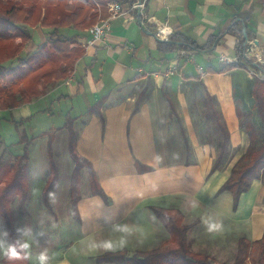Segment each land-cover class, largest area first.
I'll list each match as a JSON object with an SVG mask.
<instances>
[{
	"label": "crops",
	"instance_id": "obj_1",
	"mask_svg": "<svg viewBox=\"0 0 264 264\" xmlns=\"http://www.w3.org/2000/svg\"><path fill=\"white\" fill-rule=\"evenodd\" d=\"M118 1L125 5L122 13L111 17L108 5V15L102 17L100 13L101 19L110 18V29L95 45L85 43L89 29H60L64 35L79 36L84 45L72 76L53 88L59 91V101L71 103L65 115L73 119L81 134L93 126L97 132L101 130V135L117 133L121 138L124 134L128 154L117 151L115 156H107L111 160L110 174L97 173L106 200L92 192L89 176L88 181L83 177L81 189L84 191L89 182V191L82 192L78 210L88 227L64 249L57 251L54 247L53 251H47L49 256L53 253L56 257L49 264L97 262V255L106 252L96 253L104 242L119 246L112 251L129 249L128 243L144 247L165 243L169 231L152 206L176 207L186 218L193 217L188 232L193 250L205 248L216 264H225L229 260V248H233L228 241L233 236L245 235L254 241L264 235V181L254 180L242 193L236 209L229 191L218 193L251 140L240 126L233 95L235 72L247 70L236 67L213 72L211 69L227 64L220 60L222 56L238 57L243 39L246 46L244 30L252 46L248 55L264 52V0H146L143 11L147 16L167 22L174 28V36L183 34L201 47H183L176 41L169 51L162 50V40L154 34V24L142 22L140 9L132 7L129 1ZM38 27L41 26L35 28ZM179 50L185 54L180 55ZM201 65L205 68L203 75L199 71ZM171 66L176 68V73L167 77L165 73ZM198 78L216 97L218 114L209 111L204 101V111L195 112L191 108L185 86H191ZM101 100L102 114L107 119L105 126L91 110ZM224 126L229 132V154L220 164L223 167L211 172L225 138ZM211 128L215 129L213 134ZM63 132H68L66 126ZM112 136L105 143L100 140L94 150L88 149L93 151L88 153V158L93 157L95 164L107 159H100V149L123 150ZM81 139L82 136L79 149ZM124 159L127 163L132 161L133 171L121 172L119 167ZM138 161L152 169L139 172ZM200 168L205 179L198 186L185 189V174ZM206 221L220 222L223 227L210 233ZM104 228L107 234L97 238V232ZM123 228L129 233L124 235ZM207 232L209 237L205 236ZM121 241L125 242L122 247Z\"/></svg>",
	"mask_w": 264,
	"mask_h": 264
},
{
	"label": "trees",
	"instance_id": "obj_2",
	"mask_svg": "<svg viewBox=\"0 0 264 264\" xmlns=\"http://www.w3.org/2000/svg\"><path fill=\"white\" fill-rule=\"evenodd\" d=\"M22 1L24 2H21V0H7L5 3L4 0H0V53H3L0 57V81L6 79L7 82L9 79H14L13 86L20 85L23 82V85L30 86L37 78V81L44 82V89L47 90L52 87V80L55 79L52 78L51 75L56 71H60V67L56 66V63L70 60L66 64V67L63 68V73L67 75V71L74 65V62L79 56L74 61L73 58L75 56L72 57L70 51V47L74 44V41H72L70 37H65L63 41L58 37L57 39H50L48 43H43L38 51L39 54L29 59L30 62L25 60V62L19 65L10 67L4 65V62L8 60L13 61L18 56H11L7 53V51L12 48L14 40H16L15 42L17 44V42H19L18 39H31V35L26 33L27 31L19 26L16 17L19 18L20 21L23 16L27 17V13H29L30 19H32V17L34 18L36 10H38L37 6L34 4L37 0ZM110 1L111 0H96V2L93 0H69L68 2V0H49V3L59 4L60 2L65 4L67 10H64V12L56 16L48 13V10L41 13L40 9L39 14H41L42 26L52 28V33L68 26L87 28L90 24L93 25L96 23L100 10L102 17L108 15L107 5ZM126 1L133 2L135 0ZM12 2L19 4L33 2L32 5H34V8L29 9L30 11L23 8L16 10L14 5L11 6ZM79 2L82 3V5L78 7L77 5ZM96 4H98L100 8L97 7ZM91 9L95 11L94 14L90 12ZM20 12H22V15H20ZM176 41H179V45L183 47L191 46L194 48H201L189 37L179 34L177 36L173 35L169 41H161L162 50H172L175 47ZM243 42L244 39L241 41L238 53L241 63L226 64L220 69H211V71L224 72L236 67L245 68L243 64L246 62L253 63V59L245 52ZM20 48H22V45L18 44L17 49L19 50ZM48 65L50 67H48L46 71L42 70L40 73H37V75L27 79L28 72H33L37 67L43 68ZM254 65L264 69V66ZM63 75L64 74L59 73L58 78L63 77ZM33 86L35 85L33 84ZM191 86L193 95H197L198 91L202 90L200 96L204 104L208 106L209 111L218 114V101L215 96L208 92L203 80L201 78L195 79L191 83ZM7 89V85L0 83V94ZM33 91V93L28 92L26 87V90L22 92L21 98L18 99L17 103L10 104L8 108H17L33 97L40 96L41 90ZM165 94H167V91H165ZM233 95L240 119V126L247 132L251 142L248 150L233 166L231 175L221 186L218 193L229 191L234 199L233 207L236 209L242 193L250 188L252 182L256 179L264 181V79L249 77L244 83L236 82L233 88ZM140 100L139 98V102ZM91 110L94 112L98 111L97 113L103 119L104 116L101 111L96 109V104ZM14 122L20 123L22 121L18 122L14 120ZM65 126L69 130L70 153L76 161L71 182L72 209L76 217L80 218L78 210V202L81 198L80 176L85 167L88 168L92 192L100 195L105 200L107 199V195L98 180L92 163L88 158L80 155L76 150L77 129L75 128L73 119L69 115L67 116ZM223 131L225 138L222 142V148L218 152L215 163L212 166L211 172L217 170L223 158L225 156L227 158L229 154V132L225 126L223 127ZM23 142H25L23 153L16 154L10 149L9 145H6L0 155V215L3 217L7 228H9L11 242L17 240V234L16 232L13 233L12 230L14 229L15 231V227L12 214L9 209H7L8 199L17 196L21 205H24L28 199L30 190L29 150L31 142L29 137L25 134H23L21 138V143ZM137 169L139 172H146L151 170L152 167L138 161ZM56 182L57 175L55 174L48 187H45L46 190L44 189V193L48 192ZM151 209L169 231L170 236L167 241L152 248L136 250L133 254H130L127 247H123L116 251H106L103 254L97 255L96 260L98 264L104 262L114 264H216L208 253L197 252L192 249L188 235L191 224L183 222L185 214L181 210L176 207L163 206H152ZM237 248L234 264H244L248 259H250L253 264H264V235L261 239L254 241L243 235L239 238ZM4 259L6 258L4 257Z\"/></svg>",
	"mask_w": 264,
	"mask_h": 264
},
{
	"label": "rangeland",
	"instance_id": "obj_3",
	"mask_svg": "<svg viewBox=\"0 0 264 264\" xmlns=\"http://www.w3.org/2000/svg\"><path fill=\"white\" fill-rule=\"evenodd\" d=\"M93 1L96 2V0ZM4 2L6 3L7 0H4ZM21 2L24 1L21 0ZM32 3L33 2L30 3L25 2L19 4L12 2L11 6L14 5L16 10L23 8L28 11L29 9L34 8V5H32ZM34 4L37 6L38 9L36 10L34 18L32 17V19H30L29 13H27V17L23 16L20 21L19 18L16 17V20L19 22L18 23L19 26L24 28L25 31H27L26 33L31 35V39L30 40L18 39L19 42H17V44L15 42L16 40H14L12 48L9 49L7 53H9L11 56L14 55H18V56L13 61L8 60L4 62V65L10 67V66L19 65L25 62V60L30 62L29 59H32L33 57L39 54L38 51L43 43H48L50 39H57L58 37H60L62 41L64 40L65 37H70V39L74 41V44L70 47L71 55L72 57L75 56L73 58L74 61L78 56L79 58L77 59L79 60L81 55H83L84 53L83 41L79 39V36L64 35L61 33L60 29L57 32L52 33L53 31L52 28L42 26L41 23V14H39L40 9H41V13H44L48 10V13L57 16V14L64 12V10H67V8H65L66 5L60 2L59 4L49 3V0H37L34 2ZM80 5H82V3L79 2L77 6L79 7ZM96 6L99 7L98 4H96ZM90 12L92 14L95 13V11H93L92 9ZM100 13L101 10L99 12V16L97 17L96 22L101 19ZM20 15H22V12H20ZM91 25L92 24H90L89 27L87 26V28L86 27L81 28L80 26L78 27L68 26V27H74L81 30H86L89 29ZM37 26H41V27L35 28ZM42 27H44L45 29H43ZM49 28L51 29V31L49 30ZM18 44L22 45V48H20L19 50L17 49ZM2 54L3 53H0V57L2 56ZM251 58L253 60L255 59L254 56H252ZM77 59L74 62V65H72V67H70V69L67 71V75L63 73V68L66 67V64L70 60L56 63V66L60 67L59 70L61 72L56 71L54 72L53 75H51V77L55 79L52 80L53 82L52 87H50V89L47 90L44 89L45 86L44 82L37 81V78L35 79L34 82L30 84V86L23 85L24 82L21 83L20 85L13 86L14 79H9L7 82L6 79H2L0 81L1 84L8 86V89L5 90L2 94H0V107H1L0 108V155L3 151V148L6 145H9L10 149L16 154L23 153L24 144H25V142L21 143V138L23 134L27 135L31 142L30 150H29L30 190H29L28 199L24 205H21L19 198L17 196H13L10 199H8L7 209H9V211L12 214V219L15 227V231L14 229H12L13 233L16 232L17 228H23L26 231L31 230L30 235H25L23 237L19 236L18 233L16 232L17 239L28 240L31 244V249H30L31 251L32 249L37 248L36 250L31 252L32 255L30 259L10 261L8 259H4L3 255H0V264H38V261L34 260V256L37 255L36 254L37 252L40 253L41 251H45V250L53 251L54 247L57 248V251L59 249L62 250L66 247L67 244H69L70 241L81 235L83 231H85L88 227L87 224H85V221L81 220V218L76 217V215L74 214L72 209V200H71L72 195H70L71 185H72L71 182L73 179L76 161L71 155L69 149V137H70L69 130L68 128H66L68 132L65 133L63 132V129L65 127L64 124L67 120V116L65 115L66 108L67 107L71 108V103L68 101L65 102L59 101L58 100L59 91H55L52 89L53 87L55 88L61 82L67 81L69 77L72 76L75 70V66L78 62ZM48 67L50 66L48 65L43 68L37 67L36 70H34L33 72H28L27 79H30L31 77L37 75V73H40L42 70L46 71ZM59 73L64 74L65 76L63 75V77L60 76L61 78H58ZM248 78L249 77L247 72L243 69L241 70L239 69L238 71L235 72L234 83L236 82L244 83ZM33 84L35 86H33ZM26 87H27V91L32 93L34 92L33 90L35 91L41 90L40 96L33 97L31 100L24 102L18 108H8L10 104L17 103L18 99L21 98L22 92L26 90ZM185 89L189 91V96H188L189 104L193 109V111L196 112L201 109L204 111L205 105H203L202 103L203 100L200 96L202 90H199L197 95H193L192 86L189 85L185 86ZM103 105L104 102H102V100L99 101L96 104V109L102 112L101 108L103 107ZM97 112H94L93 114L98 116L101 122H104L103 125L105 126V124H107L106 117L104 116L102 119ZM198 119L199 118L197 117V120ZM14 120L18 122L20 121L22 122L15 123ZM200 120L201 122H204V119H202L201 117ZM88 129L89 130H87L84 134H81L79 130H77V138H76V150L80 155L86 158H88V153H93V151H89L88 149L94 150L95 147H98V142H100V140L105 143L106 139L109 138V136H112V134L108 133L109 134L108 136V134L104 132L103 135H101V130L97 132L95 126ZM91 132H93V134H91ZM214 132L215 129L211 128L210 133L213 134ZM81 136H82V139L80 141L81 148L79 149L78 145ZM112 137L115 138L117 143H120L119 146L122 145L123 150L119 149L114 151L111 149L108 150L100 149L99 151L100 159L101 158L105 159V157L107 156H113L114 153L117 151L121 154H128V150L125 145L126 144L125 135L123 134L121 138H119V136L116 133ZM111 153L112 155H110ZM91 158L92 160L89 158L88 160L92 163L96 171V174L97 173L98 175L99 173L100 174L104 173V175L110 174L111 160L108 157L103 161L102 164L99 165L94 163L95 160L93 159V157ZM156 161L158 162V160ZM133 167L134 166L132 165V161H129L127 163V159H124L119 169L121 170V172L123 171L128 172L129 170L133 171ZM222 167L223 166L219 168ZM185 169H189V168L185 167ZM87 170L88 168L85 167L82 170V175L80 176L81 194L82 192L86 193L89 191L88 190L89 182H87V186L84 189V191H82L81 189L83 177L87 178L88 181L89 174ZM188 172L189 173L185 174L183 180V185L185 189H191L195 186H198V184L205 179V177L202 176L203 171L201 170V168L200 170L198 169V171L189 170ZM55 174L57 175L56 184H54V186L50 190H48V192L44 193L45 187L46 186L48 187L49 183L53 180ZM50 193L54 194L55 197L54 201L53 198L49 195ZM192 218L193 217H187V218L185 217L183 222L189 224L191 221H193ZM4 230H7L8 232L7 240L8 242L11 243L9 236V228H7L3 217L0 215V233H2ZM105 231L106 228L98 231L97 238H102V235L105 234L104 233ZM123 233H125L124 235H126V233L129 232L127 231V229L123 228ZM32 236H34L35 239H32ZM205 236L209 237L210 234L207 232ZM240 237L241 236H233V240L229 239L228 244L230 246L232 245L233 248H229V254H228L229 260L225 264H234L238 249L237 248L238 241ZM0 238L3 237L0 236ZM158 245L159 244L156 243L155 245L152 244L144 247V245L135 246V244L128 243V246L130 247L129 248L130 254L140 248H150ZM118 247L119 246L113 245L114 249ZM101 252H105L104 248H101V250L99 249L98 251H96V253L98 254ZM197 252L208 253V251H205V248H200V247H198ZM56 253L58 252H55V254ZM209 255L213 258L211 254ZM49 257L50 260L52 258H56L55 255L53 256V253H51ZM77 263L98 264L97 262H95V260H91L89 263H83L81 261ZM244 264H253V263L250 259H248V261L246 260Z\"/></svg>",
	"mask_w": 264,
	"mask_h": 264
},
{
	"label": "built area",
	"instance_id": "obj_4",
	"mask_svg": "<svg viewBox=\"0 0 264 264\" xmlns=\"http://www.w3.org/2000/svg\"><path fill=\"white\" fill-rule=\"evenodd\" d=\"M129 3L131 4L132 7L140 9V15L142 17L141 19L143 23L145 24L153 23L154 24L155 26L154 34L158 39L162 41H169L171 39V37L175 33V30L170 24H168L165 21H160L158 18L147 16L144 13L143 10L146 7V0H136L133 2L129 1ZM108 8H109L110 16L113 17V16H116L122 13L125 10V5L121 1L113 0L109 2ZM109 29H110V18L100 19L99 21H97L95 24H93L89 28V35L85 43L87 45H95L96 43H98L100 40L104 38L106 33L109 31ZM251 49H252V46H250L249 48L245 46V52L247 55L250 53ZM178 53L182 55V54H185V51L179 50ZM254 57L255 59L253 60L254 61L253 63L246 62L243 64L245 67L244 69L247 70L251 78L252 77L264 78V69L258 68L254 65L256 64V65L264 66V52L256 51L254 54ZM220 60L227 64L241 63L239 57L234 59V58H227V57L222 56ZM199 71L202 75L205 74L204 66L202 65L199 66ZM175 73H176V68L174 66H171L168 69V71L165 73V75L169 77Z\"/></svg>",
	"mask_w": 264,
	"mask_h": 264
},
{
	"label": "clouds",
	"instance_id": "obj_5",
	"mask_svg": "<svg viewBox=\"0 0 264 264\" xmlns=\"http://www.w3.org/2000/svg\"><path fill=\"white\" fill-rule=\"evenodd\" d=\"M53 201L55 199L54 194H49ZM206 228L208 232H217L222 229V223L215 222V221H206ZM16 232L19 236L23 237L25 235H30L31 230H25L23 228H17ZM0 236L3 238H0V255H3L6 259L12 261V260H24V259H30L31 258V244L28 240H21L17 239L15 242H8L7 236L8 232L7 230H4L2 233H0ZM125 242L121 241V247L123 246ZM101 247L104 248L106 251H112L114 250L113 245L111 242H104ZM38 264H49L50 257L47 253V250L41 251L37 257H36Z\"/></svg>",
	"mask_w": 264,
	"mask_h": 264
},
{
	"label": "water",
	"instance_id": "obj_6",
	"mask_svg": "<svg viewBox=\"0 0 264 264\" xmlns=\"http://www.w3.org/2000/svg\"><path fill=\"white\" fill-rule=\"evenodd\" d=\"M244 37L246 39V46H247V48H249L251 45L249 43V36H248V33L246 30H244Z\"/></svg>",
	"mask_w": 264,
	"mask_h": 264
}]
</instances>
